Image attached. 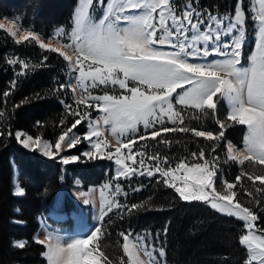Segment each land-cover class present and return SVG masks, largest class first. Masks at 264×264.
<instances>
[{
	"label": "snow or ice",
	"instance_id": "obj_1",
	"mask_svg": "<svg viewBox=\"0 0 264 264\" xmlns=\"http://www.w3.org/2000/svg\"><path fill=\"white\" fill-rule=\"evenodd\" d=\"M258 5V9L255 5L251 9V20L256 25L255 51L248 57L246 66L242 64L248 19L244 0H236L234 14L200 10L193 0H187L182 8L175 0H79L71 31L59 28L47 41L15 19L0 20V29L16 45L35 43L46 52L58 53L67 62L69 72L74 74L71 90L73 93L80 90L76 105H85L82 111L64 105L68 115L78 118L70 126L63 127L53 142L42 141L23 131L14 133L15 140L25 149L39 150L48 158L60 156L61 152L87 141L89 147L80 156L113 160L117 166L113 180L100 190L98 226L90 234L66 240L46 232L43 239H35V243L46 249L42 255L47 264H113L99 243L105 234L102 230L105 217L111 220L109 214L115 213L123 219L124 215L148 203L121 202L119 197H127V192L118 181L131 180L135 175L152 178L157 173L181 200L202 201L220 213L243 221L247 232L239 237V243L247 250L246 264H264V229L255 224L259 217L237 200V192L233 191L246 176L255 193H264V188L257 185V181L264 185V174L241 171L235 183L225 180L217 187L219 157L207 159L203 148L191 153L193 162L181 159L174 167L167 156L159 152L149 154L147 144L133 151L138 140L170 145L172 141L162 133H191L206 142H220L226 127L235 124L247 129L244 147L241 150L228 142L227 160L240 165L248 161L264 166V0H258ZM97 12L101 13L99 17ZM47 59L43 57V61ZM7 63L20 65L17 76L24 75L23 70L30 65L29 61L18 58H9ZM12 84L14 87L16 81ZM100 86H104L103 94H93L91 90ZM109 86L113 94H109ZM116 86L124 91L117 94ZM59 87L64 89L67 85ZM3 96L7 98L9 92L5 91ZM221 101L228 106L226 121L231 124L216 119L220 131L197 130L185 122L182 113L189 109L198 113L189 114L190 121L216 117ZM175 105L182 108L178 110ZM87 109H94L100 115L92 119ZM4 116L5 112L0 111V118ZM84 120L88 122V131L83 136L77 135L73 130ZM64 123L60 121L61 125ZM140 125L144 128L142 133ZM105 132H110L111 140ZM4 134L0 132V136ZM7 135L13 136V133L9 131ZM112 141L115 142L114 151ZM217 146L218 143L209 144L212 153ZM60 159L67 165L80 157L60 156ZM15 194L22 196L24 191L17 187ZM77 195L84 204L92 203L89 192L80 191ZM244 195L255 200L252 191L246 190ZM255 202L260 204V201ZM167 233L165 226L162 234L166 236ZM119 235L123 238L121 247L127 257L126 261L121 258L120 264H166L163 247L157 248L155 243L148 241L151 233L133 236L129 231ZM14 246L23 249L26 243L17 241Z\"/></svg>",
	"mask_w": 264,
	"mask_h": 264
},
{
	"label": "trees",
	"instance_id": "obj_2",
	"mask_svg": "<svg viewBox=\"0 0 264 264\" xmlns=\"http://www.w3.org/2000/svg\"><path fill=\"white\" fill-rule=\"evenodd\" d=\"M78 1L0 0V16L9 20L15 19L44 39H50L59 28L70 32ZM250 1L244 0L247 16ZM175 3L182 8L187 0H175ZM193 3L200 10L207 9L214 14H224L233 13L236 0H193ZM96 15L99 17L101 13L97 12ZM45 56L48 57L47 61H43ZM9 58L29 61V69L23 70L24 75L17 76V72L21 71L20 65L8 64ZM32 65L39 67L33 68ZM70 76L67 62L58 53L46 52L35 43L16 45L14 40L0 29V111L5 112V116L0 118V132L5 133L0 136V264H47L42 255L46 249L43 245L35 243L34 239L39 217H42L50 232L60 236L74 235L70 213L76 212L78 205L65 191L61 205L56 206L63 169L66 188L70 183L69 175L78 177L84 188L91 185L103 188L115 176L113 164L108 160L86 159L83 164L66 165L63 168L61 163L55 160L43 159L35 151L25 150L14 138L16 131H23L34 138L40 137L53 142L63 127L70 126L74 119L78 118L68 115V110L64 107L68 104L81 111L85 108V105H76V97L69 85ZM14 80L16 84L13 87ZM61 84L67 87L60 89ZM5 91L9 92L7 98L3 96ZM222 106L223 103L218 105ZM87 111L92 119L98 114L94 109ZM223 111L225 116L226 110ZM223 115L217 112L216 117L210 116L202 122H185L197 130L216 133L220 131L216 119L226 121V116L222 118ZM61 120H64V125L60 124ZM226 123L231 124L227 121ZM168 126L171 127L170 124ZM9 131L13 136L7 135ZM73 131L81 136L86 134L87 120L82 121ZM244 133L245 127L235 124L226 127L225 136L220 142H206L202 138L193 137L191 133H162L172 141L170 145L159 144L153 140H138L133 151L147 144L149 147L146 151L149 154L159 152L161 156H167L174 167L181 159L186 158L189 163L193 162L191 153L203 148L207 159L219 157L216 178L222 177L235 183V178L241 171L264 174V166L248 161L244 165H238L235 161L227 160L225 143L230 141L241 149ZM159 139L158 137L157 140ZM210 143H218L215 153L211 152ZM85 148L87 146L83 141L68 153L80 155ZM80 159L84 157L80 156ZM15 168L24 190L22 196L13 193ZM157 180L161 182L157 183ZM118 182L127 192V197H119L121 202L129 205L143 204L145 201L148 203L144 208L134 209L130 214L124 215L123 219L115 213L109 214L111 220L105 217L102 229L105 234L101 236L99 243L101 250L113 264H120L121 258L127 260L121 247L123 238L119 234L129 231L133 236L151 233L148 241L155 243L157 248L163 247L166 253L163 259L166 264H246L247 250L239 243V237L245 233L242 221L222 215L202 201L181 200L174 189L163 183L158 173L152 178L147 175H135L131 180L122 178ZM257 185L264 188L258 181ZM135 188L140 190L133 191ZM246 190L255 194V200L244 195ZM233 191L237 192L236 199L259 217L255 222L257 228L264 229V193H255L252 182L248 181L246 176L242 177ZM255 201H260V204ZM55 211L66 214L65 218L51 217L50 213ZM165 226L168 227L166 236L162 234ZM157 234H160L159 239H156ZM17 241H24L26 246L23 249L15 247L14 243Z\"/></svg>",
	"mask_w": 264,
	"mask_h": 264
},
{
	"label": "rangeland",
	"instance_id": "obj_3",
	"mask_svg": "<svg viewBox=\"0 0 264 264\" xmlns=\"http://www.w3.org/2000/svg\"><path fill=\"white\" fill-rule=\"evenodd\" d=\"M107 2V1H106ZM78 3H79V1H78ZM253 5H255L256 6V8L258 9V7H259V5H258V0H251L250 1V6H249V12H248V19H247V38H246V43H245V46H244V49H243V56H242V64H244L245 66H246V64H247V59H248V57L251 55V53L253 52V51H255V29H256V25H255V23L251 20V9H252V6ZM78 6V5H77ZM77 8V7H76ZM76 10V9H75ZM233 14H234V11H233ZM4 19H7V18H5V17H2V16H0V20H4ZM9 20V19H8ZM71 31V30H70ZM48 39H45V41H47ZM209 59L211 60V59H213V57H209ZM74 83H75V80H74V74H72L71 73V76H70V82H69V85H70V88H72V85H74ZM117 87V94H119L120 92H123L124 90H121V89H118V86H116ZM104 88V86H100V88H97V89H92L91 91L93 92V94H103V91H102V89ZM111 89H112V86H109L108 87V91H109V94H113L112 93V91H111ZM179 91V90H178ZM79 93H80V90L79 89H77V91H76V93H74V95H75V97L77 98L78 96H79ZM221 103H223V106L222 107H218V109H217V112L219 113V114H222L223 115V113H224V109L226 110V113H225V116L227 117V112H228V106H227V104H226V102H224V101H221ZM175 107L179 110V109H181L182 108V106H180V105H175ZM182 114H184V118H185V120L186 121H190L189 119H188V115L189 114H197L198 115V113H194V111L193 110H186V112H184V113H182ZM100 115V114H99ZM224 115L222 116V118H224L225 117ZM97 117V116H96ZM95 117V118H96ZM95 118H93V119H95ZM165 119H167L166 117H165ZM196 121V120H195ZM202 121H204V120H202ZM202 121H197V122H202ZM142 126V127H141ZM141 126H139V130H144V128H143V125H141ZM158 126H160L159 124L157 125V127ZM245 127V126H244ZM246 131H247V129H246V127H245V134H246ZM76 133V132H75ZM77 134V133H76ZM244 134V135H245ZM71 135V134H70ZM77 135H79V134H77ZM105 136L109 139V140H111L112 138H111V134H110V132H105ZM244 140V139H243ZM228 142H230V141H227L226 143H225V148H226V151H227V147H226V145H227V143ZM112 143H113V151H114V147H115V142L114 141H112ZM85 144H86V146H87V148H85V150H83V151H86L87 149H88V147H89V144H88V142L87 141H85ZM235 146V145H234ZM243 146H244V143L242 144V148H243ZM236 147V146H235ZM237 148V147H236ZM241 148V149H242ZM133 149H134V146H133ZM32 151H35V150H32ZM68 151H70V149H68V150H65V151H63V152H61L60 153V156H71V155H77V156H79L80 157V155H78V154H70V153H68ZM82 151V152H83ZM36 152V151H35ZM81 152V153H82ZM123 152H127V149H124L123 150ZM36 154L39 156V157H41L37 152H36ZM60 156H57V157H55V158H43V159H51V160H55V161H57V162H59V163H61V159H60ZM42 158V157H41ZM86 159H89V158H87V157H84V159H78L77 161H75V162H71V163H69V164H67V165H75V164H83V163H85L86 162ZM91 160H97V159H91ZM98 160H108V159H98ZM137 160H138V158H137ZM109 162H111L112 164H113V169H114V172L116 171V168H117V166L115 165V163H114V161L113 160H108ZM128 164H131L132 165V162L131 161H128L127 162ZM237 164L238 165H240L238 162H237ZM61 165H62V167L64 168L66 165H64L63 163H61ZM63 171H64V169H63ZM180 175H183V172H180L179 173ZM65 178H66V175H65ZM75 177H73L72 175H69L68 176V179H69V181H70V183H69V186H68V188H66L65 187V185H64V188L62 189V190H60L59 191V193H60V199H62V196L64 195V193H65V191H67L68 192V194L71 196V194L69 193L73 188H77V189H79V192L82 190V188H84L83 187V185L82 186H78L79 184H77L76 183V185H74V186H76V187H74L73 186V181H72V179H74ZM78 178V177H77ZM215 181H216V186L217 187H220L221 185H222V183H223V181H225V179H223L222 177H215ZM178 183V186H179V182H177ZM85 189V188H84ZM70 190V191H69ZM222 190V189H221ZM99 194H100V190H99ZM106 195H107V193H105ZM58 197V196H57ZM72 197V196H71ZM74 199V198H73ZM75 201V200H74ZM75 203L78 205V203L75 201ZM81 204V203H80ZM208 205V204H207ZM209 207H210V205H208ZM86 207V206H85ZM78 210H79V205H78ZM84 210V209H83ZM215 210V209H214ZM216 211V210H215ZM218 212V211H217ZM218 213H220V212H218ZM52 214H54L55 215V217H59L60 215L59 214H57V213H52ZM220 214H222V215H226V214H223V213H220ZM226 216H228V215H226ZM232 217H234V216H232ZM62 218V217H61ZM74 218V217H73ZM234 218H236V217H234ZM75 219V218H74ZM237 219V218H236ZM76 221H77V223H80V221H82V217L81 216H77L76 217ZM243 222V221H242ZM243 224H244V222H243ZM97 225H95V223L94 224H92V227H96ZM246 232H247V229H245V233L244 234H246ZM72 236H74V235H71V236H62V237H64L66 240L67 239H71V237ZM243 247H245V246H243ZM246 249V248H245ZM127 258V257H126Z\"/></svg>",
	"mask_w": 264,
	"mask_h": 264
},
{
	"label": "crops",
	"instance_id": "obj_4",
	"mask_svg": "<svg viewBox=\"0 0 264 264\" xmlns=\"http://www.w3.org/2000/svg\"><path fill=\"white\" fill-rule=\"evenodd\" d=\"M98 116H99V114H97V117ZM22 139H24V138H22ZM41 140L42 141H46V140H43V139H41ZM19 144L22 146L21 143H19ZM25 150L32 151L33 149H25ZM35 151L42 158H48V157L43 156L42 153L39 152V150H35ZM65 180H66L65 179V172L63 171V174L61 176V188H60L61 190L64 188ZM72 181H73L72 182L73 183V186L76 185V183L79 184L78 186H82V182H81V180L79 178L75 177L74 179H72ZM13 186H14L13 187V193L14 194L16 192L17 187L22 188L21 187V184H20V182L18 180V173H17L16 168L14 169V172H13ZM74 187H76V186H74ZM99 190H101V188L99 186H95V185L88 186L85 189L82 188L81 191H83V192H89L90 193V197H91V200H92V203H90V204H84L83 203V199L80 198V197H78L77 194L79 192V189L73 188L71 191L69 190L70 191L69 193L71 194V196L74 198V200L79 205L78 212H75V213L71 214V216L74 217L75 219H76L77 216H81L82 217V221H80V223H75V232L76 233L71 238H77V237L87 236L88 234L91 233V231L94 230V227H92V224H94V223H95V225L98 224V215H99L98 208H99V203H100ZM16 196H18V195H16ZM59 196H60V193H59V195H58V197L56 199V204L57 205H59L61 203V201H62V199H60ZM62 198H63V196H62ZM52 216L55 217L54 214H52ZM61 217H63V215H60L59 217H55V218H61ZM46 232H50V231L46 228L45 223H44L42 217H39V219H38V227H37V230H36V232L34 234V239H36L37 237L43 239Z\"/></svg>",
	"mask_w": 264,
	"mask_h": 264
}]
</instances>
